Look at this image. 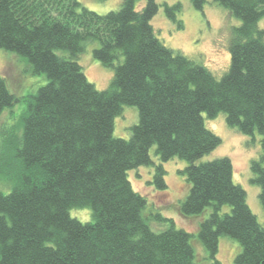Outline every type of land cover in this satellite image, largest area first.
Masks as SVG:
<instances>
[{
    "label": "trees",
    "instance_id": "trees-1",
    "mask_svg": "<svg viewBox=\"0 0 264 264\" xmlns=\"http://www.w3.org/2000/svg\"><path fill=\"white\" fill-rule=\"evenodd\" d=\"M138 1L98 13L79 0H0V50L26 58L33 74L47 78L19 99L0 75V114L23 102L20 132L2 131L0 179L10 190L0 191V264H196L194 237L212 264H222L220 236L239 243L234 264H264V226L233 180L232 161L197 162L221 143L203 114L223 112L251 141L257 133L260 154L250 170L264 210V0H214L240 20L220 78L167 47L151 24L156 0L139 9ZM205 2L190 0L198 10ZM164 11L180 28V3H164ZM86 42H97L93 57L113 70L104 89L77 60ZM123 105L138 112L129 138L113 134ZM175 157L187 162L178 171L189 184L180 214L208 210L197 232L147 215V199L128 176L152 166L150 184L163 189L162 163ZM72 208H88L91 220L71 217ZM153 219L168 225L154 230Z\"/></svg>",
    "mask_w": 264,
    "mask_h": 264
},
{
    "label": "rangeland",
    "instance_id": "rangeland-1",
    "mask_svg": "<svg viewBox=\"0 0 264 264\" xmlns=\"http://www.w3.org/2000/svg\"><path fill=\"white\" fill-rule=\"evenodd\" d=\"M87 8L98 13H106L119 8L122 0H79ZM158 10L151 20V24L157 37L169 48L179 51L194 62L205 66L216 78H220L228 69L230 53L229 40L232 27L240 24V20L230 12L218 5L214 0H206L202 10L195 9L190 0H156ZM145 0H139L135 6L140 8ZM164 3L172 5L180 3L181 11L176 17L181 20V27L171 21L165 14ZM259 27L264 29V17L258 22ZM97 42H86L84 51L77 58L87 79L97 89L108 86L113 75V70L103 66L92 55V50ZM63 52V51H60ZM66 53V52H64ZM26 58L12 51L0 50V75L4 76L11 92L19 99L36 90L46 83L44 74H33ZM23 102L12 107H7L0 114V149L6 135L2 131L13 128L16 133L18 118ZM205 118L208 129L218 135L221 143L212 151L202 156L197 162L211 160L217 157L227 156L233 164V180L240 184L246 191L247 203L258 221L264 226V210L259 202V186L253 183V174L250 163L257 159L260 154L259 135L256 133L254 139L240 133L235 127L226 124L225 114L219 112L213 118ZM138 121L137 108L133 105H123L119 116L115 118L113 134L118 137L129 138L130 127ZM151 156L155 163L158 160L154 156V147L151 148ZM0 159V164H2ZM165 172V188L157 189L150 184L153 173L152 166H139L128 171V176L133 188L143 194L147 199L146 214L159 213L165 218L174 221L176 227L183 228L191 233L197 232L199 223L206 218L208 210L200 215L183 216L179 212V204L188 192L189 184L185 177L179 174L180 169L187 162L177 157L163 162ZM10 185L0 179V191L7 193ZM71 217L82 222L91 220V212L88 208H72L69 211ZM154 230H162L168 223L153 219L150 222ZM198 243V238L194 237ZM192 239V240H193ZM193 241L198 250L196 264H212L207 258L206 252L198 243ZM240 245L237 241L220 236L216 258L222 264H234L233 259L238 253Z\"/></svg>",
    "mask_w": 264,
    "mask_h": 264
}]
</instances>
